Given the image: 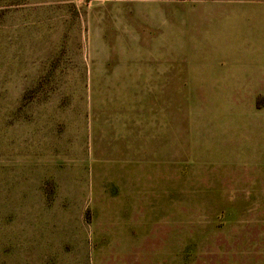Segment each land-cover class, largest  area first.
Masks as SVG:
<instances>
[{
  "label": "rangeland",
  "instance_id": "374dc122",
  "mask_svg": "<svg viewBox=\"0 0 264 264\" xmlns=\"http://www.w3.org/2000/svg\"><path fill=\"white\" fill-rule=\"evenodd\" d=\"M0 264H264V0H0Z\"/></svg>",
  "mask_w": 264,
  "mask_h": 264
}]
</instances>
